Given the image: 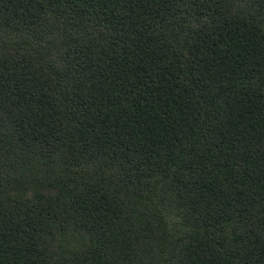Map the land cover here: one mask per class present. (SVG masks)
<instances>
[{
  "label": "trees",
  "instance_id": "obj_1",
  "mask_svg": "<svg viewBox=\"0 0 264 264\" xmlns=\"http://www.w3.org/2000/svg\"><path fill=\"white\" fill-rule=\"evenodd\" d=\"M0 264H264V0H0Z\"/></svg>",
  "mask_w": 264,
  "mask_h": 264
}]
</instances>
